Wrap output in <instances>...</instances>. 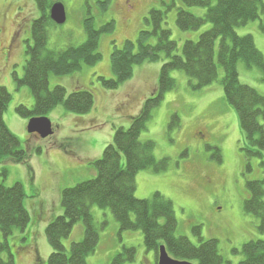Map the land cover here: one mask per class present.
<instances>
[{"label": "rangeland", "instance_id": "obj_1", "mask_svg": "<svg viewBox=\"0 0 264 264\" xmlns=\"http://www.w3.org/2000/svg\"><path fill=\"white\" fill-rule=\"evenodd\" d=\"M163 1L169 6L175 2L164 28L171 31L172 40L180 51L186 41H198L200 35L211 28L207 24L197 32L181 31L176 22L177 8L183 7L180 0H113L105 13L100 12L94 0H59L66 8L67 21L57 25L51 20L49 51L80 46L86 41L84 20L88 4L98 29L111 20L115 26L100 37L101 58L97 63L68 76L50 75V90L56 86H64L68 94L89 90L94 94L95 104L85 115L69 113L63 105L55 108L46 117L53 124L54 134L44 140L37 134L30 135L27 127L31 119L17 113L19 106L32 109L35 104L30 88L18 84L17 79L24 77L27 48L33 45L32 25L40 13L34 0H0V88H5L11 96L4 121L28 155L27 164L6 162L0 165V172L7 171L6 177L0 176V182L7 188L16 184L23 187L24 205L31 217L24 233L15 229L9 237L15 264H35L39 256L46 264L52 250L45 229L49 222L64 213L62 192L96 177L92 162L100 159L113 142L114 130L128 129L146 101L157 93L161 69L166 63L164 55L158 61L135 66L132 78L116 90L104 89L99 77L116 78L111 62L114 50H121L130 41L135 43L134 52H137L140 31L152 29L145 19L154 9L165 10ZM185 8L196 16L205 15L202 8ZM260 23L257 19L237 28L236 32L240 37L251 35L264 56ZM148 43L154 45L156 38L152 37ZM218 69L219 80L201 90H194L196 83L184 72L171 73L177 86L167 92L160 106L152 111L140 138L141 142L155 144L156 160L167 159V167L139 172L135 196L152 201L156 193L161 194L174 205L177 237H186L198 246L200 241L194 228L200 227L204 240L218 241L223 264H242L243 246L252 241H264L261 221L244 210L250 197L247 182L261 180L264 174L262 159L247 158L243 151L239 118L225 98L221 84L224 70L220 64ZM238 73L242 84L264 95L262 70L250 69L241 62ZM91 212L100 241L96 252L87 257V264H111L124 248L136 250L135 261L127 264H156L158 256L146 248L142 231H121L110 209L95 206ZM84 234L83 223L75 225L70 237L63 241L68 252L72 243L84 239ZM0 242H4L1 231Z\"/></svg>", "mask_w": 264, "mask_h": 264}, {"label": "trees", "instance_id": "obj_2", "mask_svg": "<svg viewBox=\"0 0 264 264\" xmlns=\"http://www.w3.org/2000/svg\"><path fill=\"white\" fill-rule=\"evenodd\" d=\"M40 13L32 25L33 45L27 48L24 77L17 82L30 88L35 104L32 109L19 106L17 113L23 118L47 117L55 108L63 105L65 110L76 115L88 114L94 107V94L89 90H77L68 94L64 86L49 88L51 74L68 76L84 66L99 61L100 37L114 30L115 22L96 27L95 18L88 4V14L84 20L86 41L80 46H70L61 51L47 50L48 27L52 24L50 10L59 0H34ZM100 12L109 10L113 0H94ZM162 1V0H161ZM183 7L177 8V26L183 32H197L205 25L211 28L202 33L198 41H186L179 50L172 40L170 30L164 28L168 12L175 2H162L165 10H152L145 23L150 28L140 31L137 47L128 41L120 50L112 54V70L116 78L108 80L99 77L104 89L116 90L133 76L134 67L145 61H158L164 55L157 93L148 99L141 112L131 120L128 129L116 128L113 142L107 146L100 159L92 164L97 170L96 177L84 181L62 192L63 215L49 222L45 229L51 247L46 264H87V257L94 254L99 245V230L92 215V208L110 209L120 225L121 231H142L149 251L158 256L164 246L169 255L180 261L193 264H223L219 243L204 240L201 228L195 227L194 234L200 244H193L186 237H177V219L173 203L159 193L152 201L139 200L135 196L136 177L139 172L154 169L164 170L167 159L157 161L154 156L155 144L141 142L142 132L152 117V111L160 106L165 94L176 88L174 71H181L196 83L194 90L213 85L219 80L218 64L224 70L221 80L227 102L237 112L242 134L243 151L247 158L259 157L264 174V95L239 80L238 64L257 68L264 72V56L258 50L251 35L238 36L236 29L260 19V29L264 33V0H180ZM202 8L203 17L196 16L186 8ZM152 37L156 43L149 44ZM219 43V44H218ZM218 44V51H217ZM11 96L5 88H0V165L27 164L28 155L22 149L19 139L10 131L4 121L5 111ZM173 119H176L174 117ZM172 126V125H171ZM217 151V150H216ZM217 159L220 161L219 156ZM216 159V160H217ZM123 160L125 165H123ZM248 170H252L248 166ZM0 176L6 177V169ZM250 197L244 204L247 214L261 221L264 231V178L247 182ZM25 193L20 184L7 188L0 182V231L4 242H0V264H15L9 237L15 229L25 232L31 217L25 205ZM163 220V223L161 222ZM83 223L84 239L72 243L70 252L63 241L70 237L75 225ZM31 234V233H30ZM242 264H264V241H252L243 246ZM136 250L124 248L111 264H127L135 261ZM35 264H44L42 258ZM156 264H158L156 262Z\"/></svg>", "mask_w": 264, "mask_h": 264}, {"label": "water", "instance_id": "obj_3", "mask_svg": "<svg viewBox=\"0 0 264 264\" xmlns=\"http://www.w3.org/2000/svg\"><path fill=\"white\" fill-rule=\"evenodd\" d=\"M51 20L57 25H64L67 21L66 8L63 3H55L50 11ZM28 133L30 135L37 134L42 139L52 137L54 134L53 125L50 119L33 118L30 120L28 127ZM158 264H193L188 261H179L172 258L167 252L164 246L159 248Z\"/></svg>", "mask_w": 264, "mask_h": 264}, {"label": "bare ground", "instance_id": "obj_4", "mask_svg": "<svg viewBox=\"0 0 264 264\" xmlns=\"http://www.w3.org/2000/svg\"><path fill=\"white\" fill-rule=\"evenodd\" d=\"M43 118V117H42ZM53 125V124H52ZM51 137H49V138H47V139H44V140H48V139H50Z\"/></svg>", "mask_w": 264, "mask_h": 264}, {"label": "flooded vegetation", "instance_id": "obj_5", "mask_svg": "<svg viewBox=\"0 0 264 264\" xmlns=\"http://www.w3.org/2000/svg\"><path fill=\"white\" fill-rule=\"evenodd\" d=\"M0 33H1V31H0ZM0 37H2V35L0 34ZM1 41V40H0ZM1 44V43H0Z\"/></svg>", "mask_w": 264, "mask_h": 264}]
</instances>
